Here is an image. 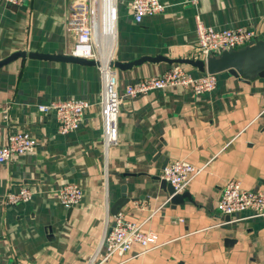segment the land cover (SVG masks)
I'll return each instance as SVG.
<instances>
[{
  "label": "crops",
  "instance_id": "obj_1",
  "mask_svg": "<svg viewBox=\"0 0 264 264\" xmlns=\"http://www.w3.org/2000/svg\"><path fill=\"white\" fill-rule=\"evenodd\" d=\"M78 1L0 0V59L18 50L69 55L75 35L67 16ZM131 1L96 0L102 63L164 59L111 67L119 93L176 64L194 77L202 74L173 61L201 59L196 15L218 28L245 26L264 41V0H160L164 10L140 22ZM215 76L209 92L172 85L123 99L118 141L105 154L101 67L28 56L0 66V146L16 131L36 141L33 152L0 163V264H87L119 211L133 222L148 218L142 230L154 234L155 244L143 250L133 243L128 257L113 255L107 264H264V216L223 221L217 209L229 180L264 191V77L228 70ZM71 98L89 106L78 128L60 134L55 114L36 105ZM174 159L208 163L180 198L166 201L160 175ZM66 183L82 190L81 201L67 209L53 193ZM22 185L32 190L31 199L6 204L5 194Z\"/></svg>",
  "mask_w": 264,
  "mask_h": 264
},
{
  "label": "built area",
  "instance_id": "obj_2",
  "mask_svg": "<svg viewBox=\"0 0 264 264\" xmlns=\"http://www.w3.org/2000/svg\"><path fill=\"white\" fill-rule=\"evenodd\" d=\"M1 1L6 4L21 5L25 0ZM188 1L195 4L199 0ZM94 2L95 0L78 1L73 3L68 10L67 28L75 35V42L69 55L100 62L102 86L99 105L103 122L102 139L106 154L107 149L116 145L118 141V116L123 99L172 85L189 88L195 94L209 92L216 86V76L215 73L203 72L200 76L194 77L181 65L176 64L159 75L144 77L129 84L119 93L116 87L115 72L109 67V62L106 66L103 65L100 54L95 49L97 24ZM164 8L165 5L160 0L131 1L132 17L135 22H140L145 16L157 14ZM111 14L115 21L114 5L111 8ZM195 33V49L203 60L210 54H219L223 50L239 48L256 39L254 30L245 26L218 28L205 24L198 15L195 16ZM88 106V101L78 98L52 100L36 105L40 112L55 114L57 131L60 134H66L78 128ZM6 118L7 114H4V119ZM35 148L36 141L28 132L9 133L6 136V142L0 146V163L7 162L13 156L31 153ZM207 163L196 166L183 159H174L167 164L160 177L172 186L173 192L166 201L170 200L173 195L185 191ZM53 193L66 209L77 205L82 198V190L75 183H66ZM32 195L33 192L29 186L22 185L16 191L5 194V203L27 202ZM217 209L224 218L223 221L264 216V191L249 190L242 187L239 180H229L221 190ZM147 219L133 222L125 219L123 212H116L113 216V225L105 232L87 264H107L113 255L128 257L133 243L140 244L143 250L150 248L155 244L154 234L142 230Z\"/></svg>",
  "mask_w": 264,
  "mask_h": 264
},
{
  "label": "water",
  "instance_id": "obj_3",
  "mask_svg": "<svg viewBox=\"0 0 264 264\" xmlns=\"http://www.w3.org/2000/svg\"><path fill=\"white\" fill-rule=\"evenodd\" d=\"M44 60H54V61H68L76 62L85 65H100L98 60L94 59H83L79 57H74L72 55H58L49 54L41 52H27L25 50H18L11 53L9 56L0 59V66L9 63L17 57H26ZM164 59L162 56H141L137 59L131 60L129 62H120L109 60V67H115L118 69H128L132 65L141 64L144 61L156 62ZM174 62H180L184 64H189L195 67L200 72L217 73L222 70H228L233 75L240 76L241 78H252L254 76L264 77V41L253 40L247 45L239 48H230L228 50H223L219 54H210L205 60L194 59V58H182L175 59ZM162 186H165L169 192V195L173 192L172 186L165 180L161 179ZM124 190V188H122ZM124 193V192H123ZM182 194H175L171 197V200H176L180 198ZM125 194H122L119 198L111 212L114 213L115 209L124 201ZM113 225V224H112Z\"/></svg>",
  "mask_w": 264,
  "mask_h": 264
},
{
  "label": "bare ground",
  "instance_id": "obj_4",
  "mask_svg": "<svg viewBox=\"0 0 264 264\" xmlns=\"http://www.w3.org/2000/svg\"><path fill=\"white\" fill-rule=\"evenodd\" d=\"M95 4H96V6H95ZM96 7H98V3L95 0L94 8H96ZM111 20L114 22V17H112V14H111ZM95 21H96V24H97V30H96V39H97V36H98L97 34H98V30H99V24H98V21L96 20V17H95ZM107 64H108V62L106 64H103V65L106 66Z\"/></svg>",
  "mask_w": 264,
  "mask_h": 264
},
{
  "label": "rangeland",
  "instance_id": "obj_5",
  "mask_svg": "<svg viewBox=\"0 0 264 264\" xmlns=\"http://www.w3.org/2000/svg\"><path fill=\"white\" fill-rule=\"evenodd\" d=\"M95 6H96V4H95ZM95 14H96V15H95V17H96V16L98 15V11H97L96 9H95ZM95 49H96V51L98 52L97 46H96Z\"/></svg>",
  "mask_w": 264,
  "mask_h": 264
}]
</instances>
